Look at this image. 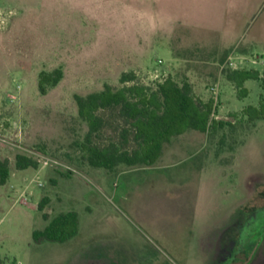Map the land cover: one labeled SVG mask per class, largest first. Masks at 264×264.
Segmentation results:
<instances>
[{"label": "rangeland", "instance_id": "obj_1", "mask_svg": "<svg viewBox=\"0 0 264 264\" xmlns=\"http://www.w3.org/2000/svg\"><path fill=\"white\" fill-rule=\"evenodd\" d=\"M245 1L0 0V159L11 167L0 184V264L253 263L248 245L264 249V119L243 111L264 90L247 78L241 97L229 75L264 74V6L249 32L233 23ZM226 32L243 36L224 48ZM56 68L63 78L42 94L40 72ZM125 72L136 76L128 84L188 81L202 102L216 88L208 131L174 136L153 161L93 165L92 147L142 148L118 107L98 111L105 124L88 141L75 99L122 87ZM18 154L37 165L18 169ZM69 210L79 213L76 236L35 242L44 212ZM219 226L220 258L211 260Z\"/></svg>", "mask_w": 264, "mask_h": 264}, {"label": "trees", "instance_id": "obj_2", "mask_svg": "<svg viewBox=\"0 0 264 264\" xmlns=\"http://www.w3.org/2000/svg\"><path fill=\"white\" fill-rule=\"evenodd\" d=\"M61 68L53 71H41L39 74V90L45 94L49 87L56 86L63 78ZM240 89L241 97L247 96L248 90L243 85L247 78H254L261 82L264 90V74L257 71H234L229 75ZM135 74L125 72L120 81L124 84L116 88L105 84L101 91L91 92L85 96L76 94L78 112L81 118L88 122L89 131L87 140L97 133L105 124L98 111L118 107L120 115L131 121L135 130V140L141 145V150L132 155L121 152L116 145L107 148L92 147L90 162L98 167H112L118 163L127 162L136 164L158 159L163 151L164 144L174 136L183 134L189 129L202 132L208 131L212 124L214 100L202 102L193 93L192 84L188 81L180 84L173 76L166 77L155 87L129 82L135 81ZM260 105H249L244 109L248 121L264 119V92L261 95ZM220 125L225 124L219 121ZM227 124H232L230 121ZM18 169L36 166L37 162L29 156H16ZM11 177V167L8 159H0V184L4 185ZM49 197L45 196L39 203L38 209L45 210ZM263 209V208H261ZM261 209H257L260 211ZM47 225L42 229H34L33 239L40 243L44 240L52 242H66L79 232L80 219L76 210L61 212L50 218L47 212L43 213ZM247 221V220H246ZM257 243L249 244L251 252Z\"/></svg>", "mask_w": 264, "mask_h": 264}, {"label": "crops", "instance_id": "obj_3", "mask_svg": "<svg viewBox=\"0 0 264 264\" xmlns=\"http://www.w3.org/2000/svg\"><path fill=\"white\" fill-rule=\"evenodd\" d=\"M229 3L232 4L231 1H229ZM263 6H264V0H246L245 3L239 4L238 10L234 15L233 23L236 25L240 23H244V27L247 26L250 32L252 22H255L256 20H258L259 16H261L260 10L262 9ZM261 32H262L261 34L264 36V31ZM257 33L259 32H255V34L253 33V35H251V38L258 39ZM249 34L250 33H248L247 35ZM241 35L235 32H226L225 35H223L224 37H222L224 48H231V46L234 44V41L241 38ZM217 229L218 230L215 231V233L213 234L214 236L211 234L212 238L210 237L209 255L211 257V260L220 258V226L217 227ZM261 245L262 244L255 247V249L250 254L251 257L249 260H253L252 264H256L257 260L261 256V251L264 250V249L262 250L259 249ZM257 264H264V261L258 260Z\"/></svg>", "mask_w": 264, "mask_h": 264}, {"label": "flooded vegetation", "instance_id": "obj_4", "mask_svg": "<svg viewBox=\"0 0 264 264\" xmlns=\"http://www.w3.org/2000/svg\"><path fill=\"white\" fill-rule=\"evenodd\" d=\"M244 224H245V223H244ZM244 224L240 227V229H239V231H238L237 239L235 240V249H234V252H235V250L237 249V247L239 246L238 243H237V242L239 241L238 237L240 236V232H241V230H242ZM256 247H257V246H256ZM254 249H255V248H254ZM254 249H253V250H254ZM253 250H252V251H253ZM252 251H251L249 254H251ZM234 252H233V254H234Z\"/></svg>", "mask_w": 264, "mask_h": 264}, {"label": "built area", "instance_id": "obj_5", "mask_svg": "<svg viewBox=\"0 0 264 264\" xmlns=\"http://www.w3.org/2000/svg\"><path fill=\"white\" fill-rule=\"evenodd\" d=\"M215 89V94H216V96H215V100H214V105L216 104V102L218 101V91H216L217 89L216 88H214Z\"/></svg>", "mask_w": 264, "mask_h": 264}]
</instances>
